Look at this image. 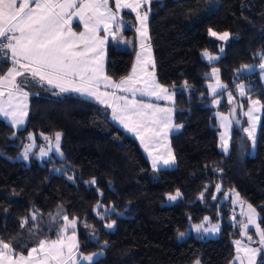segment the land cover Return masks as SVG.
Masks as SVG:
<instances>
[{
	"label": "trees",
	"instance_id": "obj_1",
	"mask_svg": "<svg viewBox=\"0 0 264 264\" xmlns=\"http://www.w3.org/2000/svg\"><path fill=\"white\" fill-rule=\"evenodd\" d=\"M121 17L107 53V75L117 82L130 75L138 51L136 14L125 11ZM148 27L157 81L175 93L174 121L182 125L170 140L175 167L154 170L140 144L112 122L108 108L33 87L23 129L16 130L0 118V237L12 239L25 254L22 246H33L35 237L20 222L33 210H39L38 234L50 238H55L58 223L49 228V214L63 210L70 219L79 218L80 250L103 252L95 264H195L197 260L230 264L233 241L242 236L237 225L241 219H232L229 193H239L251 204L264 228V109L254 153L242 131L248 126L242 114L247 103L236 111L240 123L234 125L229 155L220 150L221 130L214 116L229 114L233 107L226 99L229 91L235 103L244 100L236 91L237 82L253 99L264 102L258 67L264 54V0H156L150 5ZM209 29L229 32L230 41L223 45L209 35ZM221 47L224 54L217 63L204 60V51L219 55ZM242 65L253 70L238 73ZM213 66L227 86L217 107L212 106L207 87ZM0 69L7 70L3 60ZM56 132L62 133L63 159L40 161L36 149L28 160L19 159L29 135L42 146L45 140L40 134L53 137ZM217 184L221 192L213 200ZM177 190L181 198L166 205V194ZM98 203L107 210H101L103 220L96 214ZM204 217L221 224L219 237L191 234L181 240L179 233L187 234ZM113 221L114 228L108 229Z\"/></svg>",
	"mask_w": 264,
	"mask_h": 264
},
{
	"label": "snow or ice",
	"instance_id": "obj_2",
	"mask_svg": "<svg viewBox=\"0 0 264 264\" xmlns=\"http://www.w3.org/2000/svg\"><path fill=\"white\" fill-rule=\"evenodd\" d=\"M151 0H0V60L7 65L6 72L0 69V117L7 120L14 128L25 124L29 110V97L32 88L47 87L57 90L55 94L76 93L81 97L89 98L105 108L111 109V118L117 121L128 132L133 133L144 146L151 157L152 168L175 165L176 157L168 146V136L174 127L173 108L175 93L160 84L155 76V62L152 57L148 35V11L145 6ZM144 9V11H141ZM130 10L136 14L139 21L137 32L140 36V52L136 56V64L131 74L118 82L111 79L104 69V46L109 37L115 39L121 27V13ZM82 26L81 31L74 30L73 24ZM101 32L104 33L101 36ZM209 35L220 41H227L230 33L222 34L209 29ZM223 52V47L220 48ZM202 56L212 62L218 57L204 51ZM261 63L258 67L264 70V54H261ZM247 65H242L238 73L252 71ZM207 78L215 79V84H209L213 103L219 104L218 90L227 86L219 78V69L215 66ZM239 78V77H238ZM187 87V82H185ZM238 96L244 98L233 105L228 115L217 113L220 119L221 133L220 147L227 153L229 148L230 128L233 122L231 117L236 115L237 108L244 109L248 126L242 128L247 138L255 146L257 113L264 109V102L253 99L243 83L237 82ZM110 90V91H109ZM221 95L223 93H220ZM150 97L155 100L169 101V106L144 102L136 97ZM229 104L236 99L233 93H227ZM47 142L45 146H37L35 137L29 135V144L25 146L23 158L28 159L33 149L38 150L41 157L60 151L62 133L56 132L53 138L40 134ZM163 149V150H162ZM219 171V170H217ZM72 180V176L67 177ZM92 184L96 181L93 179ZM204 191H207V186ZM221 192V185L215 187V194ZM102 195V193H101ZM177 190L174 194H166L169 201L181 197ZM201 200L204 192H201ZM234 205H239V215L242 220L237 221L243 239L233 241L235 255L230 264H257L261 258L264 264V228L257 222V212L251 204H247L235 193ZM96 214L103 220L101 210L107 213L102 204L96 205ZM114 212L115 209L113 208ZM39 210H33L29 217L21 220V228L28 227L30 235L35 237L33 246H22L27 249L18 250L13 246L12 239L0 237V264H95L94 256L103 253L85 254L80 250L77 239V217L69 218L63 210L56 216L49 214V228L58 223L55 238L40 236L39 224L36 223ZM59 217V221H57ZM191 219V217H189ZM232 219L236 221L235 211ZM29 220L33 223L29 225ZM209 224L210 226H205ZM115 222L106 225L112 229ZM88 227V225H85ZM197 233H215L219 225L210 223L209 217H204L202 223L193 225ZM254 229L253 239L249 229ZM180 232L179 236L184 237ZM93 238L95 236L93 234ZM14 239V238H13ZM253 244L257 246H253ZM195 264H200L199 260Z\"/></svg>",
	"mask_w": 264,
	"mask_h": 264
},
{
	"label": "crops",
	"instance_id": "obj_3",
	"mask_svg": "<svg viewBox=\"0 0 264 264\" xmlns=\"http://www.w3.org/2000/svg\"><path fill=\"white\" fill-rule=\"evenodd\" d=\"M153 1H156V0H151V3L153 2ZM151 3H150V5H151ZM150 5H146L145 7L147 8V9H150ZM131 12L130 10H123V12ZM142 11H144V9H142ZM122 12V13H123ZM121 13V14H122ZM131 13H133V12H131ZM148 16H149V11H148ZM73 27H74V30H76V31H81L82 30V26H80V27H77V24H76V22H74V24H73ZM147 27H148V20H147ZM138 28H139V21H138ZM104 35V33L103 32H101V36H103ZM148 35H149V27H148ZM213 38H215V37H213ZM110 39H112L111 37H109L108 38V40H107V43L105 44V46H104V69H105V73L107 74V61H108V56H107V53H108V45H109V41H110ZM216 39V38H215ZM217 40V39H216ZM218 41H220V40H218ZM230 41V36H229V39L227 40V41H220L223 45H226L228 42ZM140 52V36H139V33H138V51H137V54ZM151 52H152V57H153V60H154V54H153V50H152V47H151ZM137 54H136V56H137ZM223 54H224V50H223V52H221V54H219V55H212V56H216V57H218V59H216V60H214V61H212V62H209L208 61V59L206 58V57H204L203 56V58H204V60L207 62V63H209V64H215V63H217L220 59H221V57L223 56ZM211 55V54H210ZM136 56H135V60H134V64H133V66L136 64ZM154 62H155V60H154ZM154 71H155V69H154ZM260 80H261V83H262V86H263V88H264V70H261L260 69ZM211 73V72H210ZM131 74V73H130ZM155 76H156V73H155ZM219 78H220V81H221V75H220V72H219ZM157 79V78H156ZM222 83V82H221ZM209 84H215V79L214 78H212V79H209V81L207 82V87H208V85ZM246 88V87H245ZM209 89V88H208ZM247 89V88H246ZM55 92L57 91V90H54ZM110 91V90H109ZM169 91V90H168ZM225 91V89H220V90H218V98H219V100L221 101L222 100V95L220 94V93H223ZM170 92V91H169ZM170 93H172V92H170ZM209 93H210V95H211V90L209 89ZM59 95H74V96H78V97H80V98H84V99H86V100H90V101H93V100H91V99H89V98H86V97H81V96H79L78 94H76V93H63V94H59ZM211 97H212V95H211ZM138 100H142V101H144V102H150V103H156V104H159L161 107H165V106H169V104H170V102L169 101H166V100H159V101H157V100H155L154 98H150V97H141V96H137L136 97ZM174 103H172L171 104V106H172V108H173V116H172V119H173V123H174V125H176L175 124V121H174V112H175V104H176V97H175V95H174ZM226 99L228 100V97H227V94H226ZM93 102H95V101H93ZM95 103H97V102H95ZM97 104H99V103H97ZM214 103H212V105H213ZM235 104V100L233 101V105ZM100 105V104H99ZM219 105V104H218ZM217 104H215V106H213V107H217L218 106ZM101 106H103V105H101ZM104 107V106H103ZM109 110H110V115H111V109L110 108H108ZM237 109H239V108H237ZM218 113V112H217ZM217 113H215L214 114V116H215V118H216V120H217V126H218V128H220V130H221V133H222V127H220V122H219V117L216 115ZM222 114V113H221ZM242 114H243V112H242ZM223 115H225V114H223ZM257 115L260 117V119L257 121V127H256V132H255V137H256V142H255V146L253 147L252 146V150L254 149V152H255V149H256V144H257V139H258V134H259V130H260V123H261V117H262V110H261V112H259V113H257ZM28 116H29V110H28ZM28 116H27V118H26V121H25V124L24 125H22L20 128H14V129H16V130H19V129H23L25 126H26V124H27V121H28ZM2 120H4L8 125H10V123L7 121V120H5L3 117H0ZM231 119H233V117H231ZM111 120H112V118H111ZM233 121H235L234 119H233ZM112 122L114 123V124H116L118 127H120L122 130H124L127 134H129L131 137H133L139 144H140V146H141V148L143 149V152H144V154L146 155V157H147V159L149 160V162L151 163V165H152V161H151V157L148 155V153L145 151V149H144V146L140 143V140L133 134V133H130V132H128L127 131V129H125V128H123V126L122 125H120L117 121H114V120H112ZM234 125H235V122H233L232 123V125H231V128H230V136H231V139H230V141H229V148H228V152L227 153H225L223 150H222V148L220 147V150L225 154V155H229L230 154V152H231V140H232V133H233V128H234ZM11 126V125H10ZM12 127V126H11ZM179 131V127H174L173 129H172V131L169 133V136H168V146L171 148V145H170V140H171V136L172 135H174V134H176L177 132ZM221 133H220V135H221ZM220 135H219V137H220ZM46 142V141H45ZM251 144H252V142H251ZM219 146H220V139H219ZM163 150V149H162ZM172 150V149H171ZM175 167V165H171V166H168V167H161L160 169H172V168H174Z\"/></svg>",
	"mask_w": 264,
	"mask_h": 264
},
{
	"label": "rangeland",
	"instance_id": "obj_4",
	"mask_svg": "<svg viewBox=\"0 0 264 264\" xmlns=\"http://www.w3.org/2000/svg\"><path fill=\"white\" fill-rule=\"evenodd\" d=\"M212 106H215V104H213ZM226 115V114H225ZM219 122H220V119H219ZM224 131V129L222 128V132ZM54 137V136H53ZM53 137H50V138H53ZM43 139V138H42ZM47 144V142H44V144L42 145V146H45ZM60 144H61V141H60ZM28 145V144H27ZM26 145V146H27ZM38 146V145H37ZM60 151H61V148H60ZM23 152H24V150H23ZM23 152L21 153V155H20V157H19V159H21V160H28L29 159V157L33 154V152H35V149H33V151L32 152H30L29 153V157H28V159H24L23 158ZM38 152V151H37ZM36 152V154H37V158L40 160V161H43V160H46V159H50V158H59V159H63V155L61 156L60 154H58V153H56V152H50L49 153V155H47V156H44V157H41L40 155H39V152L37 153ZM62 153V152H61ZM253 153H254V149H253ZM228 196H231V198H232V201L235 199V193H229V195ZM181 197H179V198H177V200H175V201H169L168 199L166 200V202H165V204L166 205H172V204H174L175 202H177L179 199H180ZM232 205H233V212L235 211V214H236V218L237 217H239L241 220L243 219V217H241L240 215H239V213H240V208H239V205H234L233 203H232ZM246 207H247V203H245V209H246ZM258 214H257V222H258ZM216 224H218L219 225V231L218 232H215V233H197L196 231H195V229H194V227H192L191 229H190V231L187 233V234H185L184 235V237H181V240H183V239H185V238H187L189 235H194L195 237H200V238H207V239H209V238H218L219 237V235H220V232H221V224L220 223H216ZM205 226H210L209 224H206ZM114 228V227H113ZM112 228V229H113ZM249 232H250V234H253V239L255 240V239H257V237L254 235V229H252V228H250L249 229ZM241 239H243V237L241 238ZM253 246L255 247V246H257V245H255V244H253ZM98 253H103L102 251L101 252H98ZM101 256H103V254L102 255H98V256H94V261H96L97 259H99ZM259 258V257H258ZM258 258H257V260H258Z\"/></svg>",
	"mask_w": 264,
	"mask_h": 264
},
{
	"label": "water",
	"instance_id": "obj_5",
	"mask_svg": "<svg viewBox=\"0 0 264 264\" xmlns=\"http://www.w3.org/2000/svg\"><path fill=\"white\" fill-rule=\"evenodd\" d=\"M234 120H236V115L233 117Z\"/></svg>",
	"mask_w": 264,
	"mask_h": 264
}]
</instances>
